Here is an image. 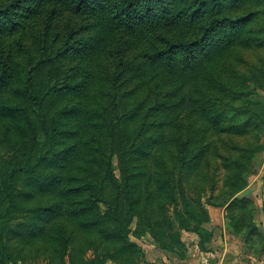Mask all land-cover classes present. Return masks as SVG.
<instances>
[{
    "label": "trees",
    "instance_id": "16d2710c",
    "mask_svg": "<svg viewBox=\"0 0 264 264\" xmlns=\"http://www.w3.org/2000/svg\"><path fill=\"white\" fill-rule=\"evenodd\" d=\"M263 90L264 0H0V264L182 257L207 205L264 253Z\"/></svg>",
    "mask_w": 264,
    "mask_h": 264
},
{
    "label": "rangeland",
    "instance_id": "374dc122",
    "mask_svg": "<svg viewBox=\"0 0 264 264\" xmlns=\"http://www.w3.org/2000/svg\"><path fill=\"white\" fill-rule=\"evenodd\" d=\"M259 100L264 102V90L260 92ZM262 142L264 144V134ZM251 164L248 185L240 195L253 200L255 223L264 231V148L255 153ZM114 165L116 166V162ZM206 207L210 215L206 227L212 232L211 239L206 243V249L202 250L198 246V238L195 234L181 230L185 250L184 255L180 257L176 253L161 250L153 238L146 234L137 239L141 249L135 257V264H143L148 258L183 260L196 256L199 257L198 264H264V253L252 254L243 243L242 237L232 232L224 208L217 209L210 205ZM93 255V249L89 247L85 256L89 258ZM37 262L46 264L47 260L39 257Z\"/></svg>",
    "mask_w": 264,
    "mask_h": 264
},
{
    "label": "crops",
    "instance_id": "0c3cea01",
    "mask_svg": "<svg viewBox=\"0 0 264 264\" xmlns=\"http://www.w3.org/2000/svg\"><path fill=\"white\" fill-rule=\"evenodd\" d=\"M148 252V251H147ZM199 257H187L183 260H175V259H168V258H156L151 259L148 258L143 264H198Z\"/></svg>",
    "mask_w": 264,
    "mask_h": 264
}]
</instances>
